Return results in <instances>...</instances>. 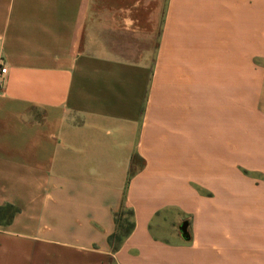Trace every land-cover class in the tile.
<instances>
[{"label":"crops","instance_id":"obj_1","mask_svg":"<svg viewBox=\"0 0 264 264\" xmlns=\"http://www.w3.org/2000/svg\"><path fill=\"white\" fill-rule=\"evenodd\" d=\"M0 61V264H264V0H0Z\"/></svg>","mask_w":264,"mask_h":264},{"label":"trees","instance_id":"obj_2","mask_svg":"<svg viewBox=\"0 0 264 264\" xmlns=\"http://www.w3.org/2000/svg\"><path fill=\"white\" fill-rule=\"evenodd\" d=\"M123 212H121V214L117 217V232L112 238V243L115 250H117L123 240L133 232L135 227L132 211H127L131 218L128 221L121 220V215L123 214ZM7 213H10V218H12L14 215V211L12 209H7Z\"/></svg>","mask_w":264,"mask_h":264},{"label":"built area","instance_id":"obj_3","mask_svg":"<svg viewBox=\"0 0 264 264\" xmlns=\"http://www.w3.org/2000/svg\"><path fill=\"white\" fill-rule=\"evenodd\" d=\"M9 73L8 68L4 65L2 61H0V88Z\"/></svg>","mask_w":264,"mask_h":264},{"label":"water","instance_id":"obj_4","mask_svg":"<svg viewBox=\"0 0 264 264\" xmlns=\"http://www.w3.org/2000/svg\"><path fill=\"white\" fill-rule=\"evenodd\" d=\"M188 228H189L188 222H184L180 227V232L182 233V236L186 241H190L191 239L189 232H188Z\"/></svg>","mask_w":264,"mask_h":264},{"label":"rangeland","instance_id":"obj_5","mask_svg":"<svg viewBox=\"0 0 264 264\" xmlns=\"http://www.w3.org/2000/svg\"><path fill=\"white\" fill-rule=\"evenodd\" d=\"M257 64H258V63H257ZM257 83H258V79H257ZM130 219H131V218H130L128 212H127V211L123 212V214L121 215V220H122V221H128V220H130Z\"/></svg>","mask_w":264,"mask_h":264}]
</instances>
